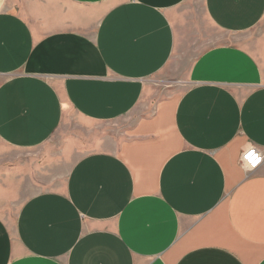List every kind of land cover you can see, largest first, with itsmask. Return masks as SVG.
<instances>
[{
  "label": "crops",
  "instance_id": "1",
  "mask_svg": "<svg viewBox=\"0 0 264 264\" xmlns=\"http://www.w3.org/2000/svg\"><path fill=\"white\" fill-rule=\"evenodd\" d=\"M71 115L124 130L0 216V264H264V0H0V143Z\"/></svg>",
  "mask_w": 264,
  "mask_h": 264
},
{
  "label": "rangeland",
  "instance_id": "2",
  "mask_svg": "<svg viewBox=\"0 0 264 264\" xmlns=\"http://www.w3.org/2000/svg\"><path fill=\"white\" fill-rule=\"evenodd\" d=\"M244 38L248 40L250 36ZM233 41L239 42L238 38ZM199 45L204 46L200 42H187L179 48L171 70L157 78L161 82L159 87L180 92L189 65L202 50ZM123 128L120 123H90L71 115L42 147L26 151L0 143V216L14 217L21 204L35 192L61 184L82 154L100 150L99 143L106 137H121Z\"/></svg>",
  "mask_w": 264,
  "mask_h": 264
},
{
  "label": "built area",
  "instance_id": "3",
  "mask_svg": "<svg viewBox=\"0 0 264 264\" xmlns=\"http://www.w3.org/2000/svg\"><path fill=\"white\" fill-rule=\"evenodd\" d=\"M241 163L246 173L255 172L263 163V156L256 148L248 149L242 154Z\"/></svg>",
  "mask_w": 264,
  "mask_h": 264
}]
</instances>
